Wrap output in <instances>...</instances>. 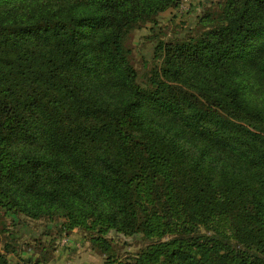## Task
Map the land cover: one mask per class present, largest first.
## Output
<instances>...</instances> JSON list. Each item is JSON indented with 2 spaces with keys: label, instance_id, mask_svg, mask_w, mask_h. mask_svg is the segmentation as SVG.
Listing matches in <instances>:
<instances>
[{
  "label": "trees",
  "instance_id": "16d2710c",
  "mask_svg": "<svg viewBox=\"0 0 264 264\" xmlns=\"http://www.w3.org/2000/svg\"><path fill=\"white\" fill-rule=\"evenodd\" d=\"M48 1L74 3L0 18V224L63 219L103 254L111 233L144 242L117 264H264V0L169 38L155 19L179 0Z\"/></svg>",
  "mask_w": 264,
  "mask_h": 264
},
{
  "label": "rangeland",
  "instance_id": "374dc122",
  "mask_svg": "<svg viewBox=\"0 0 264 264\" xmlns=\"http://www.w3.org/2000/svg\"><path fill=\"white\" fill-rule=\"evenodd\" d=\"M219 0H179L171 8L159 13L155 19L161 32L159 37L169 38L194 31L199 17L204 10ZM74 3V1L25 0L0 7V18L23 19L40 10L57 14ZM152 24H145L132 33L129 48L132 52V63L137 70L143 69V58L149 59L151 44L147 40L152 32ZM38 50L44 49L34 44ZM32 48V45H28ZM14 55L0 49V59L12 58ZM150 67V63H149ZM63 219L53 218L33 220L23 214L5 217L0 224V251L6 254L9 264H117L134 255L144 246L140 239L111 233L106 236L111 246L103 254L92 240L93 235L82 230L66 231L62 229ZM92 235V236H91Z\"/></svg>",
  "mask_w": 264,
  "mask_h": 264
}]
</instances>
